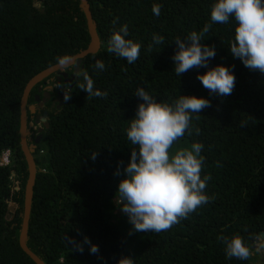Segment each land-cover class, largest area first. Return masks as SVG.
I'll use <instances>...</instances> for the list:
<instances>
[{
  "label": "trees",
  "instance_id": "1",
  "mask_svg": "<svg viewBox=\"0 0 264 264\" xmlns=\"http://www.w3.org/2000/svg\"><path fill=\"white\" fill-rule=\"evenodd\" d=\"M88 2L101 47L83 59L67 92L70 99L50 111L36 145L28 247L45 264H116L122 256L134 264H264L251 248V239L264 231V73L230 54L235 22L213 23V0ZM153 3L161 5L159 17L151 11ZM206 24L211 27L202 43L216 53L208 66L221 64L234 73L230 95L211 93L202 85L197 74L206 71L203 67L179 77L175 73L174 39L200 32ZM120 25H127L128 38L141 45L134 64L107 50L113 28ZM153 34L163 37L162 45L153 44ZM88 42L79 0H0V156L5 150L11 153L10 164L0 165V264H35L18 243L28 176L19 135L23 89L32 76L57 64L58 57L69 58ZM98 59L104 70L94 67ZM83 72L107 96L88 97L79 87ZM42 84L31 90L28 104ZM137 87L157 101L171 103L178 95L210 101L192 114V135L182 138L204 144L202 176L211 177L205 191L212 199L159 233L136 232L124 213H116L121 177L114 173L117 168L122 172L134 148L125 129L142 102ZM35 137L30 136L31 143ZM233 235L249 248L247 260L226 257L219 237ZM84 237L98 246L97 253L89 251Z\"/></svg>",
  "mask_w": 264,
  "mask_h": 264
},
{
  "label": "clouds",
  "instance_id": "2",
  "mask_svg": "<svg viewBox=\"0 0 264 264\" xmlns=\"http://www.w3.org/2000/svg\"><path fill=\"white\" fill-rule=\"evenodd\" d=\"M151 11L159 17L161 5L153 3ZM210 17L213 23L235 22L228 46L230 54L250 70L264 73V0H213ZM210 27L206 24L200 32L193 30L183 39H174L177 45L172 56L175 73L179 77L189 69L203 67L206 71L197 74L202 85L211 93L230 95L235 85L234 73L221 64L208 66V61L216 54L214 47L202 43ZM128 35L127 25L114 27L107 41V50L134 64L140 57L141 45ZM152 40L155 45L163 44V37L158 34H153ZM67 59V56L58 57L57 63L63 65ZM94 67L104 70L105 64L98 59ZM81 75L83 83L79 87L88 97L107 96V92L95 88V82L87 72ZM135 94L142 102L138 103L125 129L134 148L122 172L117 168L114 173L121 177L115 192L122 204L120 210L127 216L133 230L159 233L187 219L212 199L205 191L211 177L202 176L204 144L192 142L189 147L170 151L174 142L185 133L192 135V114H199L209 107L210 101L194 95H178L171 103L157 101L144 87H137ZM64 99L69 100L70 93H64ZM195 132L199 134V129ZM91 156L95 158L94 153ZM219 239L227 258H249L250 250L241 236H221ZM84 242L89 244L91 253L99 251L87 237ZM78 250L83 251V248ZM116 264H134V261L130 256H122Z\"/></svg>",
  "mask_w": 264,
  "mask_h": 264
},
{
  "label": "water",
  "instance_id": "3",
  "mask_svg": "<svg viewBox=\"0 0 264 264\" xmlns=\"http://www.w3.org/2000/svg\"><path fill=\"white\" fill-rule=\"evenodd\" d=\"M80 6L85 16L86 20V29L89 35V42L85 49L79 51L77 54L69 57L65 64L61 65L59 63L54 64L45 68L44 70L38 72L34 76H32L28 82L26 83L20 101V120H19V135H20V148L24 155V159L27 164V172L28 176L26 179L25 187H24V201H23V211H22V219L20 224V231L18 236V243L22 251L35 263V264H45L43 259L36 255L27 245L28 241V225L30 220L31 208H32V201H33V191L34 185L36 180V173H37V166L34 159V152L37 143L41 138V133L43 132V128L48 126V112L44 111L43 114L40 116L39 113L36 112L35 105L28 104V98L30 95L31 90L39 83L43 82L46 83L48 77L51 75H56L58 82L57 85L61 83V80L64 79L66 83H71L72 81H76L78 79V74L80 72L82 61L83 59L90 54H96L100 47H101V40L97 33L96 29V22L93 19L92 12L90 9V4L88 0H79ZM73 67V72L71 75L68 74L66 71ZM51 79V78H50ZM45 80V81H44ZM73 83L69 85V88L66 92L67 93ZM49 90H53L54 86L49 85L47 86ZM40 90V86L37 88ZM51 91L45 92L44 95L46 98L43 99V102H46L47 99L51 98ZM40 101V95L36 94L34 98V102ZM64 100L62 101L63 104ZM28 114H31L35 117L36 123H43V128H40L36 135L34 142H30L31 131L28 129ZM13 206V205H11ZM264 238V231L260 232L259 235L254 236L251 239V248L257 250L259 247V242Z\"/></svg>",
  "mask_w": 264,
  "mask_h": 264
},
{
  "label": "flooded vegetation",
  "instance_id": "4",
  "mask_svg": "<svg viewBox=\"0 0 264 264\" xmlns=\"http://www.w3.org/2000/svg\"><path fill=\"white\" fill-rule=\"evenodd\" d=\"M72 72H73V67L70 69V72L68 74L71 75ZM47 81L48 82L43 83L40 86V90L37 89L38 94L40 95V101L33 102V104L35 105L36 112L39 113L40 116L43 114L44 111H47L49 116L50 111H56L57 109H59V107L62 105V101L64 100L63 92L64 91L66 92V90L69 88V85L73 83V81L71 83H66L64 79H62L61 83L57 85L58 79L56 75L51 77V79L49 78ZM49 85L54 86L52 91L47 88V86ZM50 91H51V98L49 100L47 99L46 102L42 103L43 99L46 98L44 93ZM29 115H30L29 117L31 118L32 115L31 114ZM40 128H43L42 122H40L38 131ZM39 134L40 133L37 132V135Z\"/></svg>",
  "mask_w": 264,
  "mask_h": 264
},
{
  "label": "rangeland",
  "instance_id": "5",
  "mask_svg": "<svg viewBox=\"0 0 264 264\" xmlns=\"http://www.w3.org/2000/svg\"><path fill=\"white\" fill-rule=\"evenodd\" d=\"M48 82V81H47ZM34 117L32 116L31 118L28 117V129L31 131V122H33ZM192 142L189 141L186 138H180L178 141L174 142L173 148L170 151H175L178 148H184V147H189ZM120 179V178H119ZM118 179V182H119ZM118 194L115 195L114 198H117ZM120 207H122V204L120 203L119 208L116 210V213L122 214L123 212L120 210ZM259 257H264V238L259 242V247L257 249ZM250 264H255L254 262H251Z\"/></svg>",
  "mask_w": 264,
  "mask_h": 264
},
{
  "label": "built area",
  "instance_id": "6",
  "mask_svg": "<svg viewBox=\"0 0 264 264\" xmlns=\"http://www.w3.org/2000/svg\"><path fill=\"white\" fill-rule=\"evenodd\" d=\"M40 123H36L35 120L31 122V134L37 135ZM11 153L10 150H5L0 156V165L6 166L10 164Z\"/></svg>",
  "mask_w": 264,
  "mask_h": 264
}]
</instances>
